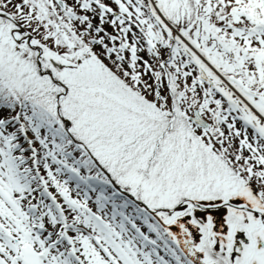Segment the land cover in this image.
<instances>
[{"label": "trees", "instance_id": "1", "mask_svg": "<svg viewBox=\"0 0 264 264\" xmlns=\"http://www.w3.org/2000/svg\"><path fill=\"white\" fill-rule=\"evenodd\" d=\"M36 1L44 3V0ZM154 1L160 12L173 27L177 30L181 29V4L179 0ZM185 1L186 8L182 26L184 29L180 30L181 34L195 48H197L196 44L200 45L201 48L199 51L202 56L206 58L213 67H216L225 78L234 81L239 88L247 93L264 96V65L262 66L261 63H258V70H261V73L251 74L248 70L242 68L247 65L249 69H252L249 67L253 65L248 62L249 58L251 57V59L253 58L254 61L257 62L264 60V54L262 58L260 54L253 51L256 48L257 42L249 39L250 34L247 36H245V34H237L240 25L243 26L245 24L248 28L253 26L252 22H250L252 17L260 22H264V0ZM64 3L65 5L62 7L58 1L55 9L56 16H52L55 20L53 24L56 35L52 37L53 44L52 42L50 43L54 50H58L57 47H61L64 51H57V53L61 55L62 53H66L75 60L72 67H63L64 72H73L71 76L68 78L63 75L55 77L66 83L69 88L67 94L60 98V107L63 117L71 121L70 130L72 133L69 134L65 127H63V118L56 113L53 107L50 108V106L43 102H39L38 104L43 108L49 109L47 118L52 119L54 127L51 129L49 124H47L48 128H46L44 123L39 124L37 122V117H34L35 114L32 113L34 105H32L30 99L21 100L9 95L13 99L8 101L5 98V95H7V88L0 85V102H2L4 106L6 105L5 108H7L8 113L15 114L11 119H17V124L9 128L4 125L8 138L6 140L4 138L3 141H1L0 150L2 148L4 151L1 160L5 168L6 178H0V182L4 185V188L0 189L9 199H13L16 195H22L24 199L27 198L29 205L32 207H34L38 201L39 204L42 205V210L45 211L44 213L41 211L40 220H43L44 224L47 222L49 229L61 227V230H66V233L63 231L58 234L59 236H63L62 246L64 248L71 247L75 249L72 238H75L76 242H87L89 246L80 251L79 255L88 257L87 254L91 253L93 256L97 257L92 261L94 264H104L103 251L100 249V245L94 243L93 238L82 229L84 226H90L89 223L92 224L90 221H92V214L95 213L93 208V202L95 201L93 197L94 194H91L89 197L90 199H87L82 193H78L76 186L77 182L83 186L88 182V184L95 187L94 193L97 190L100 196H106V200H113L111 203H105L106 210L110 211L107 214V218H113L111 212L117 214V217L122 218L129 210V207L132 206L134 207V211L140 209L133 201L122 196L117 191L111 180L97 166L93 158H91L81 145L77 144V141H83L88 149L91 152L93 151L92 147L89 146V139L82 134L77 135L80 129L75 124L78 122V119L85 118L84 112L87 111L89 114H93L94 118L91 122H95L97 126L103 127L104 111H107V108L108 110L111 108L100 106L103 104V98L109 103L112 101L110 98L103 97L101 94L90 97L89 101L94 105L93 107L84 102L87 95L83 92L86 90L83 89L88 85L90 87L99 86L101 92L102 89L100 85L106 84L109 86L106 81L108 76L105 74L107 70L104 66L110 69L117 77H115V79L120 82V84L115 83L120 87L114 90V94L117 98H128L132 100V103L128 100L131 106L137 104L140 106L139 108H148V106H150L157 113V119L154 120V123L146 118V121L142 122L141 120L142 123H139L137 127L126 130L127 134L130 133L129 136H134L142 129H144L143 131L146 129L148 130V140L153 142V145L149 143L150 145L145 147L144 150L141 148L139 151V153L142 154L141 157L144 155L149 157L154 152L159 136L163 135L161 141H169L174 131H178L180 127L186 126L189 122L187 119V108L189 112H191V108L197 107L201 110L203 115L211 121V123H209L210 129L214 131L217 130V132L219 131L218 134L216 133L217 135L214 134L217 136L215 141L210 139L211 145H225L226 148L230 146L228 149L222 147V149H224L223 152L227 154V151L229 153L232 151L231 154L235 157V160L237 158V162L241 161L239 163L241 167L251 172L250 176H253V178H257V175L258 178H264V170L260 167L262 164L261 162H264L262 158V156H264V140L260 138L264 139V137L259 134V137H257L258 140H254L253 137L243 134L240 137L238 136L240 138L238 142L232 134H229L231 136L228 141L229 144H225L218 139L220 137L219 135L222 133L221 131H224L221 123L225 121V118L231 121L232 117L229 116L230 114L226 113V109L231 108L230 96H228V92L227 94L225 93L226 87L224 85L218 86V83H216V87H212L194 76L198 62H196L189 45H185L176 35H173L166 22H164L160 14L155 10L152 0H66ZM97 3L101 5L98 10L94 8ZM52 11H54V9H52ZM116 12L119 13L117 16L115 15ZM191 17L195 20H200V22L196 24L198 28L209 30L211 31L210 34L219 33L222 42L226 45H220L218 46L219 48L214 49L215 46L212 45L211 48L210 45L208 46L210 40H190L187 31L189 29L188 21ZM153 23L160 27V35L156 36L155 42L148 36L147 31V27L154 25ZM242 31L245 32L246 30L242 29ZM165 37L168 38L165 39ZM251 37L255 40L257 38L254 35H251ZM175 41L179 42L182 46L179 47L176 45V47H178L176 51L172 45ZM152 43L153 47L156 49V59L158 61L162 60V62L165 63V67L169 74V84L163 79L164 73L162 74L161 70L157 73L159 77L154 82L153 86L145 83L148 76L147 72L143 69H145L144 64L147 65V55L143 47L147 44L151 46ZM90 51L96 54V61L93 59L89 60V57H85ZM248 52H250L249 55ZM62 57L64 56L57 55V58ZM84 57L86 67H84L85 63H79V59ZM240 58H242V62ZM46 59L49 65L50 59L53 60V56L47 57ZM92 61H94L95 65L90 64ZM236 64L240 67H237ZM48 65L45 69H47ZM52 66L54 70L59 73L60 66L55 62L52 63ZM210 74L212 75V73ZM39 75L41 77H47L50 80L51 90H53L52 86L63 90V88L54 83L49 76H42L40 73ZM112 76L114 77V75H110V77ZM193 78L195 82L196 80L201 82L200 84L203 85L207 95H201L204 90L202 89V92L199 93V88L197 86L194 87L192 83L189 82V80ZM26 92L29 93L30 90ZM209 92L211 93L208 94ZM230 92L232 93V91ZM190 94V98L186 99L187 101L184 100L186 103L182 104V96L187 95L188 97ZM29 95H32L31 98L34 101V96H37L35 95V88L32 89ZM206 97L214 99L213 108H210L212 104L208 103ZM234 99L241 100L238 96H235ZM113 100L114 102L112 104H114V106L112 105V107L114 108V115L111 117V120H115L114 118H116V116H121L124 119H136L135 115L139 113L129 108L127 109L124 106L123 108L126 110L121 109L117 111L116 103L119 104V102L115 99ZM19 101H21L24 108ZM206 105L211 109L209 111L210 113H207L205 110L204 106ZM118 106L122 108V106ZM76 108L77 110H75ZM215 112H217V114H215ZM39 113L41 114L40 111ZM18 114L27 119L28 122H31L35 127L32 126V129H27L26 126L29 124L23 125L18 123ZM4 121L8 122L7 120ZM58 127H60V129H58ZM28 132H32L34 134V140L38 141L37 145L31 148L25 147L28 143V139L26 138ZM124 133L125 132L121 134L125 135ZM166 144L167 143H165V145ZM202 144L206 145L208 143L202 141ZM159 148L160 145L157 148V152L162 150ZM31 159H34V161ZM64 168L70 171L68 177L63 175ZM71 173L73 174L71 175ZM80 174H82L83 177H81ZM70 179L74 181L71 182ZM117 182L120 184L118 180ZM42 192H46L51 200L43 196ZM54 192H58L59 195H61V201L55 202L54 199L50 197ZM33 196L35 198H33ZM30 198L32 199L31 201L29 200ZM36 198L37 200L34 202ZM98 202L100 201L98 200ZM120 202H123V207L120 206ZM14 207L13 213L15 217H21L20 215H22L24 217L22 221H30L28 216L25 217L26 211H24L25 206L23 202L17 203ZM140 211L141 210L138 211L137 215L135 213L133 215L134 220L139 224L136 226H129L128 237H130L131 240H133V238L136 239V237L140 238V240L143 238L149 240L144 234L149 233L153 235L154 230L145 225V221L148 219L146 216L148 215L143 210V212ZM45 213L46 215H44ZM96 216L97 218L94 217L93 219L98 222L97 224L100 228V231H96V239H98L100 243L103 241L102 238L106 241H110L106 235L110 230H105L108 228L107 226L112 224L111 222L113 219L110 223L108 222L107 225L104 221L106 217L103 213L102 216L96 213ZM63 219L65 220V226H63ZM122 220L125 221L123 218ZM10 224L11 223H7V226L4 225V228H8V232L11 236L18 235L21 239V237L24 236V230L16 227L13 231L12 227H9ZM154 225L162 230V227L158 223ZM133 234H135L136 237L133 236ZM12 239L15 241L14 237ZM76 242L75 244L78 245ZM151 242L152 241H150V244L152 245ZM87 251L89 253H87ZM125 257H128L126 253ZM156 259L160 258L156 257ZM20 260L22 264L25 262L26 264L34 263V259L33 263H31L32 259H27L25 261L24 256H22ZM67 260L66 258V261ZM98 260H100L99 263L97 262ZM85 263L92 264L91 261H85ZM150 263L146 261L144 264ZM160 264L167 263L161 260Z\"/></svg>", "mask_w": 264, "mask_h": 264}, {"label": "rangeland", "instance_id": "2", "mask_svg": "<svg viewBox=\"0 0 264 264\" xmlns=\"http://www.w3.org/2000/svg\"><path fill=\"white\" fill-rule=\"evenodd\" d=\"M58 1L59 0H44V3H40L36 0H0V11L14 17L18 22H20L22 28L25 29L24 34L16 33L18 39H21V37H26L30 33L35 37V41H34L35 45H40L43 47V55L40 58L41 68L43 69V71L48 65L46 58L53 56V60L50 59V63L47 69L52 72L54 77L63 75L64 77L68 78L69 76H71V74H73V72L66 73L63 71V67L64 68L72 67L73 62L75 60L70 56H68L66 53H62V55L57 53V51H63L61 47H57L58 50H54V48L51 47V45L53 44L52 37L56 35L55 27L53 24L55 20L52 18V16H56L55 9ZM60 1H62L63 5H65L64 1L66 0H60ZM184 1L185 0H183L182 2L185 5ZM180 4L182 6L181 2ZM97 5L95 4L94 8L98 10L101 7V5L98 6ZM52 9H54V11H52ZM7 20L8 19L6 17L0 16V85L5 86L7 88L6 89L7 95H5V98L8 101L13 99L11 97H16L21 100L30 99L32 105H34L32 113L35 114L34 117H37L38 120L37 122L39 124L44 123L46 128H48L47 124H49L51 129H53L54 124L52 123V119L47 118L49 109L43 108L38 104L39 102H43L48 106H50V108L53 107L56 110V113L63 118L64 124L62 125L66 129L67 126L66 120L69 119L63 117L62 115L61 107H60V99L58 101V104L56 105L57 97L63 90H60V88L55 86H52L53 90H51L50 80L47 77H41L39 75V66L36 63L37 51L30 49V47L27 44L21 45L19 42L15 40L1 42L2 40L1 37L3 35L9 34L10 33L9 30L16 27L13 23L9 21L12 26H7V31H6V28H4V23ZM198 22H200V20H195L192 17L188 21L189 29L187 32L190 37V40L192 41L193 40L198 41L200 39L210 40L208 46L210 45L211 48L213 45L215 46L214 49L219 48L218 46L220 45L223 46L226 45L224 42H222L219 33L210 34L211 31L206 29L203 30L201 29L199 31L200 35L198 38L194 37L195 33L198 31L197 30L198 26L196 25ZM204 22L208 23L207 21ZM250 22H254V24L257 25L259 20L256 21V19L252 17ZM168 27L175 36L176 35L175 29L170 25H168ZM159 28L160 27L156 26L155 24L151 25L150 27H147L148 36L154 42L156 36L160 35ZM181 29H184V27H181ZM239 34H245V36H247L250 34V31L247 29L244 32L240 29ZM262 35L264 36V29L262 30ZM176 36L180 39V41H182V43H184L185 45L187 44V42H185V40L183 39L184 37H180L178 35ZM166 38L168 37H165V39ZM249 39H252L253 41L257 42L256 48L253 51L262 56L264 54V37H262V39L257 37L255 40L253 37L250 36ZM50 42H52V44ZM172 45L175 51L176 49H178L176 45L182 47L177 41H175ZM196 47L197 48L193 49L192 47L189 46L190 50L192 51V54L196 59V62H198V64L196 65L194 76L196 78H199L198 76L199 67H203L208 72L212 80L218 83V86L224 85L226 87L225 93L227 94L228 92V96H230L229 100L234 104L233 107L235 108H233V110H236L235 113L236 115L232 117V120L235 122L233 121L230 122L225 118L226 122L232 124L230 127L229 123H227V126L230 127V129L226 131H234L236 134L235 135L232 134V135L238 142L240 141L239 137L243 134L252 137L251 135L255 133L256 134L259 133L264 137V109H263L264 96L263 95L258 96L256 94L253 95L247 93L243 89L239 88L234 81H230L227 78H225V76L222 75V73H220V71L216 67H213L210 62L206 61V58L202 57L200 51H198L201 48L200 45L196 44ZM143 48L145 49V54L147 55V65L144 64L145 69L143 70L147 72V76L149 78V79L146 78L145 83L150 86L151 85L153 86L154 82L159 77L157 73H159L160 70L162 74L164 73L163 79L167 82L168 80L167 73L164 72L162 60L158 61L156 59L155 56L156 49L153 47V43L151 44V46L147 44ZM55 54L64 57L57 58V55ZM94 54L95 53L93 51H90V53H88L85 57H89V60L93 59L96 61V57H95L96 54L95 55ZM249 54L250 52H248V55ZM85 57L82 59L80 58L79 63L80 62L81 64L85 63L84 61ZM240 59H241L240 61L242 62L243 61L242 58ZM53 62L57 63L60 66L59 73L61 74H59L57 71L54 70L52 66ZM61 62H63L64 65ZM248 62L253 64L249 66L253 70L249 69L247 65L242 67L243 69L248 70L249 73L251 74L261 73V70H258V64L257 63L254 64L253 58L251 59L250 57ZM258 63H261L263 66L264 60H260L258 61ZM90 64L95 65L94 61L90 62ZM84 65H85L84 67H86V63ZM104 68L107 70L105 74L108 76L106 81L109 86H107L106 84L100 85L102 92L99 90V86L90 87L88 85L85 89H83L86 90L83 92L86 93L87 95V98L84 100V102L88 103L89 106L91 107H93L94 105H92V103L89 101L90 97H93L97 94H101L103 97L110 98V100H112L109 103L105 98H103L104 99L103 104L100 105L101 107H111L109 110L107 108V111H104L105 114V116L103 117L104 126L103 127L97 126L95 122L92 123L91 120L94 118V116L93 114H89L87 111L84 112L85 118L78 119V122L75 125H77V127L80 129L79 134L77 135L82 134L89 139L88 141L89 146L92 147L93 150L92 154L95 158L96 163L98 164L97 166L102 170L105 171L107 170L112 176L113 181L118 183L117 182L118 180L120 182V184L119 183L118 184L122 186L124 190L135 193V196L138 200H142L148 203L153 208L159 209V207L175 206L187 198L209 197L211 192H214L213 193L214 196L220 194L223 196L227 195V197H229L235 194L237 189L239 188L238 185L239 180H246L251 177L250 176L251 172L241 167V165L239 164L241 161L237 162L236 161L237 158L235 160V157L231 154L232 151H230L229 153L226 150L227 154L223 152L224 149H222V147L226 148L225 145H219V146H216L215 144L211 145L210 139H213L215 141L217 139V136L215 135H217L219 131L218 132L217 130L214 131L210 129V127L208 130H203L197 125L192 124L191 121H189L186 126L180 127V130L174 131L172 138L169 141L165 140L164 142V140H162L161 143H159L160 148L162 150L156 152L155 155H153L151 161L148 162V158L151 157L152 154L149 157L145 155L141 157L142 154L139 153L140 149L142 148L144 150L145 147L150 145L149 143L153 145V142L148 140V130L146 129L145 131H143L144 129H142L141 131H138L134 136L132 135L129 136L130 133L127 134L126 130L137 127L139 123L145 122L146 118H148L149 121L154 123L155 122L154 120L157 119V113L150 106H148V108H139L140 106L134 103L133 104L135 106H131L128 103V100L131 101V103L132 100L128 98L125 99L117 98V96L114 94L115 93L114 90L119 89L120 87L115 83L120 84V82L115 79L116 76L114 73H112L110 69H108L106 66H104ZM210 73H212V75ZM110 75H114V77L113 76L110 77ZM199 80L198 81L196 80L195 82L193 78L190 79L189 82L192 83L194 87L197 86L199 88L198 89L199 93H201L202 89L204 90V87L202 84H200L201 82ZM64 84L67 86L66 83ZM33 88H35V95H37L34 96L35 97L34 101L31 98L32 95H29ZM27 90H30V92L27 93L26 92ZM230 91H232V93ZM210 93L211 92H209L208 94ZM203 94L207 95L205 90L201 93V95ZM9 95H11V97ZM190 96L191 94L188 97L187 95L182 96L181 98L182 104H185L187 101L186 99L190 98ZM235 96L240 97L241 100L234 99ZM112 98L119 102V104L116 103V110L118 109L117 111L121 109L126 110L123 108V106L127 109L129 108L139 113L135 115L136 119H124L121 116H116V118H114L115 120H111V117H113L114 115L113 112L114 108L112 107V105L114 106V104H112L114 100ZM206 100L208 101V103L212 104L210 108L211 107L213 108L214 99L206 97ZM19 102L21 104V101ZM118 105L122 106V108H120ZM5 107L6 105L5 106L3 105V107H1L0 105V145H1V141H3L4 138L5 140L8 138L5 132L4 125L7 126V128H9L14 124H17L16 123L17 119L16 120L11 119V117H14L15 114L8 113L7 112L8 110ZM204 107L207 113H210L209 111L211 109L208 107V105ZM75 110H77V108ZM187 110H188V115L192 114V111L189 112L188 108ZM191 110H193V108H191ZM39 111L41 112V114L39 113ZM215 114H217V112H215ZM203 116L208 120L209 123H211V121L205 115ZM168 117L171 118L170 116ZM18 119H19L18 123L20 124L23 125L29 124L28 126H26L27 129L28 128L32 129V126L35 127L33 124H31V122H28L27 119H25L20 114H18ZM4 120H7L8 122L4 123ZM70 127H71V121H70L69 130ZM58 129H60V127H58ZM226 131L225 130L221 131L222 133L219 135L220 137L218 139L225 144H229L228 141L231 136ZM123 132H125L124 133L125 135L121 134ZM26 138L28 139V143L25 145V147L30 148V146L33 147L37 145L38 141L34 140V134L32 132L30 133L28 132ZM260 139L264 140L262 138ZM202 141H205L208 144L204 145L202 144ZM79 142H82L84 146H87L83 141H79ZM61 143L63 144L62 141ZM165 143L167 144L165 145ZM228 148H230V146L229 147L227 146L226 149ZM3 155H4V151L1 148L0 150L1 179L6 178L5 168L1 160ZM262 158L264 160V156H262ZM261 163L262 165L260 167H262V170H264V162ZM65 168L63 169L64 171L63 175L68 177L70 175V171ZM72 174L73 173H71V175ZM80 175L81 177H83L82 174ZM256 179L258 180V175ZM70 181L73 182L74 180L70 179ZM208 181H213V182L210 183ZM215 185H218V188L214 189ZM76 186L78 193H82L84 196L85 195L88 196L91 194V192H93V191L90 192V188L88 189L84 188V186L79 182L76 183ZM201 187L203 188L205 187V189L200 190ZM247 187L248 186H246V188ZM255 187L256 188L261 187L262 190L261 195L264 199V184H260ZM0 188L1 189L4 188L2 182H0ZM1 189H0V264H17L19 260H15L16 257L15 255L17 254L21 255V252L22 255L24 256L25 261L27 259H32L31 263H33V259H34L33 264H35L36 256H35V252L33 251L34 247H32L33 245L31 244L32 243L31 239L28 237L29 221L26 222L25 224L24 221H21V217L24 218L22 215H20L21 217H15L13 213L15 208L14 206L17 203L23 202L24 206L26 207L29 205L27 198L23 199L22 196L19 195L16 196V199L20 198L19 201H15L16 199H9ZM93 194H94L93 197L95 199V201L93 202L94 203L93 208L95 212L94 214H92L93 217L97 218L96 213L99 216H102L103 213L106 219L110 223L115 216L114 212H111L113 218H107V214L110 211L102 208L104 202L102 201L98 202V200L100 201L104 199L106 196H100L97 190ZM45 196L48 197L49 195L47 196V194H45ZM50 197L55 199L57 202L62 200L61 195H59L58 192L52 193V196ZM33 198L35 197L33 196ZM29 200L31 201L32 199L30 198ZM36 200L37 198L34 199V202H36ZM41 206L42 205H37L36 208L30 210V214H31L30 218L33 222L39 221L40 211H42L43 213L45 212L44 210H42L43 208ZM131 208L134 209L133 207ZM44 215H46V213ZM122 218L125 219V221H123ZM122 218L118 217L117 220L114 222L113 229L112 228L109 229L110 231L106 233L110 241H106L102 238L103 241H101L102 244H100V249L103 251L102 254L104 256V261H103L104 264H109V263L111 264L113 262L114 264H144L146 262L145 260H149L148 257L150 256L154 257L156 251L161 252L163 251L164 248L165 249L167 248V245H169V242L166 241L167 238L165 237L163 230L154 226L149 218L145 221V225L151 227L155 232L153 231V235L147 233H145L144 235H146V237H148V239L152 241V243H155L154 246L149 244L150 241H148L146 238H143L142 240L144 242L146 241V245L145 247H143V243H141V240H139L135 234L133 235L136 237V239L130 240V238L128 237V231H126L125 227H123L124 224L126 223L129 226H136L139 223L136 222L128 213H125L124 217ZM64 219H63V226H65ZM95 222L94 224L97 226L96 231H98L99 226L97 224V221ZM7 223L12 224V225L10 224V227H12L13 231L14 228L16 227H18V229L21 228V230H24V236L21 237V239L18 235L12 236V238L14 237L18 239V243H17L18 246L14 243L12 238L7 233H5L6 234L5 235L2 232L4 225H7ZM45 225L46 228L40 230L41 234L37 232V235L42 236L46 240H50V239L55 240L57 237L56 235L64 231L63 229L61 230V227L59 228L57 227V229L50 228L51 230L47 229V227H49L47 222L45 223ZM90 229L91 231L94 230V229L92 230V228ZM64 232L66 233V230ZM31 235L34 234L32 233ZM31 235L30 237L32 238ZM158 237H160L162 241H159V239H157ZM50 242L51 241H47V245ZM72 242L75 245V249L71 247L64 248L65 251L72 253L74 256L77 255L76 257L72 256V259L68 258L70 264H89V263H85V261L87 262L91 261V263L94 264L92 261L95 260V258L97 257L93 256L88 251H87V253H89L87 254L88 257H82L79 255V252L82 251L83 249H86L89 246V244L84 241L83 243L78 241L76 242L75 238H72ZM75 242L78 245H76ZM93 242L96 243L97 239L93 240ZM21 246H23V249L20 248ZM151 247H153L154 251L152 250ZM49 250H51L50 257L53 259V261L55 260L57 262H53L52 260H47L44 262V264H60L59 263L60 259L57 253V249L52 247ZM167 250L173 252V250L170 248H168ZM125 253L127 254L128 257H125ZM86 259H88L89 261ZM99 261L100 260H98L97 262L99 263ZM156 263L158 264L160 263V261L156 259ZM18 264H22L21 261L18 262ZM23 264H26V262Z\"/></svg>", "mask_w": 264, "mask_h": 264}, {"label": "flooded vegetation", "instance_id": "3", "mask_svg": "<svg viewBox=\"0 0 264 264\" xmlns=\"http://www.w3.org/2000/svg\"><path fill=\"white\" fill-rule=\"evenodd\" d=\"M0 12L1 15L8 16ZM7 16H4L8 19L4 23L6 31L7 26H12ZM15 29L16 27L10 29L9 34L3 35L1 42L17 41L13 36ZM248 30H253V27ZM259 31L262 39L264 36ZM237 32L240 35V30ZM252 34L256 36L255 33ZM253 62L258 64L254 59ZM221 126L225 131L228 129L226 120ZM226 132L236 134L234 131ZM251 177L239 180L238 193L236 191L229 197L220 194L214 196V192H211L209 197L187 198L175 206L159 207L167 209L161 214L167 224L174 222L179 216L189 220L197 240L196 248L204 264H264V199L261 187H255L264 184V178L257 180ZM216 188L218 185H215L214 189ZM204 189L205 187L200 188ZM172 209L175 211H171ZM166 233L173 250L170 252L172 261L176 264H195L182 251L178 240L169 232Z\"/></svg>", "mask_w": 264, "mask_h": 264}, {"label": "water", "instance_id": "4", "mask_svg": "<svg viewBox=\"0 0 264 264\" xmlns=\"http://www.w3.org/2000/svg\"><path fill=\"white\" fill-rule=\"evenodd\" d=\"M59 2L61 3V5H63L62 1L59 0ZM182 5H183V9H184V4L182 3ZM24 31H25L24 29H21L20 33H24ZM28 37H29L30 46L33 49L38 50L37 63H38L39 70H40L41 74L42 75L48 74L50 77H52L53 81L56 84H58L61 87H63V91L57 97V101H56V105H57L60 97L66 95V93L68 91V88L63 82L54 79V76H53V74H52V72L50 70H46L44 72L42 71L40 58L43 55V49L40 46H35V45L32 44V42H31L32 39H33L32 35H29ZM20 42L23 43L24 42V38L22 40H20ZM199 77L203 81L208 82L209 84H211L212 86L216 85L215 82L210 78V76L208 75L207 71L203 67L199 68ZM190 120L195 122L196 124H198L200 127L204 128V129L208 128V126H209L208 121L204 118V116L201 114V112H200V110L198 108L194 109L193 115L190 116ZM66 123H67L66 129H67L68 132H70V130H69L70 121L66 120ZM78 143L80 145H82V147H84L86 149V147L84 146V144L82 142H78ZM149 161H151V158L148 159V162ZM105 173L108 175L109 178H111V175L107 171H105ZM114 185L121 193L125 194L126 196H128L129 198L134 200L138 205H140L141 207L145 208L156 220H158L161 223V225L165 229L168 230L170 235L172 237H175L178 240L182 251L193 262H195L196 264H204L202 262V256L200 255L199 251L196 248L197 240L195 238L194 230L189 224V220L184 219L183 217L179 216L174 222L167 224L162 219V216H161L162 212L166 211L167 209H164V208H160V209L153 208L150 205H148L147 203H145L144 201L136 199L135 196H133L132 194H130L129 192L124 190L121 186H119L117 184H114ZM171 211H175V209H172Z\"/></svg>", "mask_w": 264, "mask_h": 264}]
</instances>
